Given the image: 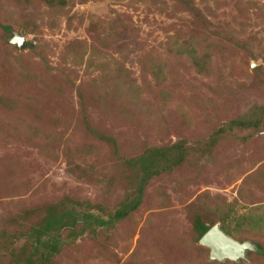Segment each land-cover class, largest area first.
<instances>
[{"label":"rangeland","instance_id":"obj_1","mask_svg":"<svg viewBox=\"0 0 264 264\" xmlns=\"http://www.w3.org/2000/svg\"><path fill=\"white\" fill-rule=\"evenodd\" d=\"M184 1L0 0V88L15 106L0 103V264H23L11 249L32 250L14 236L47 206L115 212L140 182L127 162L180 142L186 161L150 182L137 212L75 241L65 231L49 264H264L257 251L212 260L195 230L198 216L221 228L226 216L228 236L264 248V120L233 127L264 108V0H194L233 35L221 45Z\"/></svg>","mask_w":264,"mask_h":264},{"label":"trees","instance_id":"obj_2","mask_svg":"<svg viewBox=\"0 0 264 264\" xmlns=\"http://www.w3.org/2000/svg\"><path fill=\"white\" fill-rule=\"evenodd\" d=\"M18 1L23 3L25 0ZM41 1L52 9H64L69 4L68 0ZM184 4L188 7L193 22L197 26L202 25L204 27V36H207L216 44L219 43L220 45L225 41L235 42V39H228L233 37L228 31V28L221 24H211L203 11L197 6V4H195L194 0L184 1ZM3 29L6 32L11 31L10 27H3ZM231 31L234 33L232 29ZM27 47L30 48L32 45L30 44ZM195 64L199 66L200 62L195 61ZM158 74H161V71H159ZM0 103L6 107H13V109H15L11 100L2 94L1 88ZM263 120L264 108H259L257 117L254 120H239L238 122H235V126L233 127L241 130L259 128L263 124ZM36 130L39 131L37 128ZM223 133L224 130L220 132V134ZM36 135H38V133ZM97 135L101 140L112 146L115 145L116 147V142L111 138L101 134ZM29 137L31 138V136ZM187 157L188 152L185 144L180 142L169 148L151 150L136 160L131 162L128 161V167H135L139 170V186L135 192V196L128 197L123 204L115 210V212L110 214L106 213L101 206L95 208L90 202H76L71 199H68L60 205L55 204L47 206L44 210L45 216L41 221L34 224L30 223L27 229L23 227L19 232H16V235L14 236L16 239L22 238L25 240L27 245L30 246L32 252H29L24 246L25 248L23 247V252L18 259L15 250L16 248L13 246L11 249V256L13 259L16 258L19 263L23 264H49L52 259L59 256L67 247V244L70 243L69 241L67 242L62 239L65 231L69 233L68 237H71V240L75 241L87 232L96 233L98 229L107 230L108 227L127 220L130 215L137 212L143 204L145 192L150 182L154 178L161 176L163 173L173 172L175 168L181 166L186 161ZM95 210L101 212L97 214ZM31 215L32 214L30 213L27 214L28 217H31ZM228 219L229 218L226 216H223L220 221L222 222V230L225 233L232 234ZM215 223L216 222H213L211 225H207L206 222L198 216L195 220V230L199 239H202L212 228H214V225H216ZM257 252L264 257V248L262 246H257ZM38 258L40 259L37 260Z\"/></svg>","mask_w":264,"mask_h":264},{"label":"water","instance_id":"obj_3","mask_svg":"<svg viewBox=\"0 0 264 264\" xmlns=\"http://www.w3.org/2000/svg\"><path fill=\"white\" fill-rule=\"evenodd\" d=\"M12 44L24 50L27 39L20 34L13 32ZM201 244L209 248L212 252V260L225 262L227 260L239 262L247 258L248 252L257 251V247L252 243H240L228 236L221 228L216 225L201 240Z\"/></svg>","mask_w":264,"mask_h":264}]
</instances>
